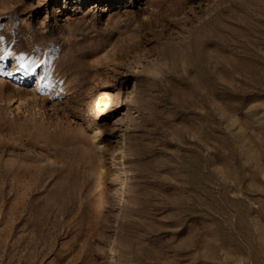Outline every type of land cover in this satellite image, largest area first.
Here are the masks:
<instances>
[{
	"label": "rangeland",
	"instance_id": "rangeland-1",
	"mask_svg": "<svg viewBox=\"0 0 264 264\" xmlns=\"http://www.w3.org/2000/svg\"><path fill=\"white\" fill-rule=\"evenodd\" d=\"M0 264H264V0H0Z\"/></svg>",
	"mask_w": 264,
	"mask_h": 264
},
{
	"label": "snow or ice",
	"instance_id": "snow-or-ice-1",
	"mask_svg": "<svg viewBox=\"0 0 264 264\" xmlns=\"http://www.w3.org/2000/svg\"><path fill=\"white\" fill-rule=\"evenodd\" d=\"M10 54V53H9ZM21 67H24V65H21Z\"/></svg>",
	"mask_w": 264,
	"mask_h": 264
}]
</instances>
